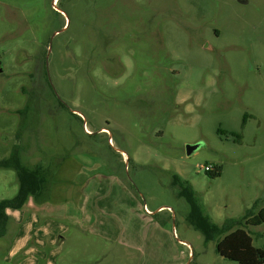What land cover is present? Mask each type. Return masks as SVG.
<instances>
[{
    "label": "rangeland",
    "instance_id": "obj_1",
    "mask_svg": "<svg viewBox=\"0 0 264 264\" xmlns=\"http://www.w3.org/2000/svg\"><path fill=\"white\" fill-rule=\"evenodd\" d=\"M5 159L47 175L31 210L94 233L57 264H237L204 231L264 207V0H0Z\"/></svg>",
    "mask_w": 264,
    "mask_h": 264
},
{
    "label": "trees",
    "instance_id": "obj_2",
    "mask_svg": "<svg viewBox=\"0 0 264 264\" xmlns=\"http://www.w3.org/2000/svg\"><path fill=\"white\" fill-rule=\"evenodd\" d=\"M254 116L244 113L241 120V128L244 129L248 119H253ZM217 135H227V132L218 129ZM233 142L241 144L242 136L236 133H230ZM15 158V157H13ZM5 159L0 161V169L15 170L19 179V188L16 195L11 199L0 200V239L3 238L7 231L9 222L8 211H19L25 207L28 200L32 198L34 201L40 196L43 191V185L47 184V175H41L37 170L28 169L20 166L17 160ZM210 172H205L210 179L219 178L222 174V167L214 165ZM172 184L178 186L181 190V196L191 204V201L196 199V192L187 181L182 180L177 175L172 176ZM198 203V202H197ZM260 202H255L251 209L246 211L244 217L226 219L221 226L211 225L205 229L206 234L214 239H218L216 252L225 260L235 262L237 264H264V247L257 248L253 244V238L257 236L251 233L250 228H261L262 234L260 237L264 241V207H261L257 212ZM192 205V204H191ZM194 207V206H193ZM244 220V222H243Z\"/></svg>",
    "mask_w": 264,
    "mask_h": 264
},
{
    "label": "crops",
    "instance_id": "obj_3",
    "mask_svg": "<svg viewBox=\"0 0 264 264\" xmlns=\"http://www.w3.org/2000/svg\"><path fill=\"white\" fill-rule=\"evenodd\" d=\"M30 206V203L25 205L29 207L26 215L22 213L25 207L7 212V231L0 239V264H57L58 251L68 238L85 239L94 234L84 217L77 215L75 210H69L68 225H62L51 220L47 211L39 214ZM12 226L16 227L15 230ZM71 227L73 233H69Z\"/></svg>",
    "mask_w": 264,
    "mask_h": 264
},
{
    "label": "water",
    "instance_id": "obj_4",
    "mask_svg": "<svg viewBox=\"0 0 264 264\" xmlns=\"http://www.w3.org/2000/svg\"><path fill=\"white\" fill-rule=\"evenodd\" d=\"M199 146L198 145H187L186 146V155L190 156Z\"/></svg>",
    "mask_w": 264,
    "mask_h": 264
},
{
    "label": "built area",
    "instance_id": "obj_5",
    "mask_svg": "<svg viewBox=\"0 0 264 264\" xmlns=\"http://www.w3.org/2000/svg\"><path fill=\"white\" fill-rule=\"evenodd\" d=\"M212 170L211 166H206L204 167V172H210ZM144 211L147 213V214H151V212L147 209L146 206H144Z\"/></svg>",
    "mask_w": 264,
    "mask_h": 264
},
{
    "label": "flooded vegetation",
    "instance_id": "obj_6",
    "mask_svg": "<svg viewBox=\"0 0 264 264\" xmlns=\"http://www.w3.org/2000/svg\"><path fill=\"white\" fill-rule=\"evenodd\" d=\"M53 1V0H52ZM55 4H56V2H55Z\"/></svg>",
    "mask_w": 264,
    "mask_h": 264
}]
</instances>
